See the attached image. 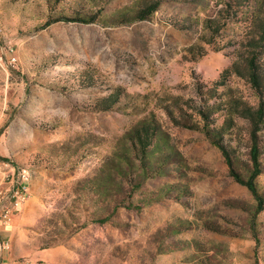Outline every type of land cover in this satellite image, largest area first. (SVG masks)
I'll return each instance as SVG.
<instances>
[{
    "label": "rangeland",
    "instance_id": "rangeland-1",
    "mask_svg": "<svg viewBox=\"0 0 264 264\" xmlns=\"http://www.w3.org/2000/svg\"><path fill=\"white\" fill-rule=\"evenodd\" d=\"M260 36L264 0H0V208L29 173L0 264H264V209L213 141L249 175ZM258 143L264 195V122Z\"/></svg>",
    "mask_w": 264,
    "mask_h": 264
},
{
    "label": "trees",
    "instance_id": "trees-1",
    "mask_svg": "<svg viewBox=\"0 0 264 264\" xmlns=\"http://www.w3.org/2000/svg\"><path fill=\"white\" fill-rule=\"evenodd\" d=\"M158 2H154L148 4L143 9L138 11L137 17L139 19H145L148 17L156 8ZM63 18H56V20H60ZM67 20H78L82 22H89V19L85 18H66ZM50 21H47L45 25H48ZM263 37L264 36H260ZM248 70H249V78L252 81L255 87H259L261 84L262 76L259 71V65L257 62V56H252L248 59ZM111 99V98H110ZM241 115L246 117L250 124V137H251V148H250V158L252 161V168L248 176L244 177L234 166V163L231 159L228 148L218 137H214L213 141L215 145L221 150L226 163L229 168V174L233 177V179L243 185H245L253 194L256 200V207L254 212V217L261 210L264 209V195L259 191L258 186L256 184V177L262 172L261 162L259 159L260 155V147L258 143V131L262 127V123L264 122V102H260L257 108L253 109L249 106H244L241 109ZM155 134V128L152 127L151 124L143 125L140 129L136 130V147L143 154L146 153L147 148L153 143V136Z\"/></svg>",
    "mask_w": 264,
    "mask_h": 264
},
{
    "label": "built area",
    "instance_id": "built-area-1",
    "mask_svg": "<svg viewBox=\"0 0 264 264\" xmlns=\"http://www.w3.org/2000/svg\"><path fill=\"white\" fill-rule=\"evenodd\" d=\"M12 61H15V57H11ZM29 173L26 171L19 172V180L10 189V204H3L0 208V224H8L11 215L14 210V206L24 202L27 198L29 188Z\"/></svg>",
    "mask_w": 264,
    "mask_h": 264
}]
</instances>
